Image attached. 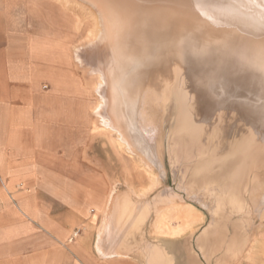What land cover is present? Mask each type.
Returning a JSON list of instances; mask_svg holds the SVG:
<instances>
[{
  "label": "bare ground",
  "instance_id": "obj_1",
  "mask_svg": "<svg viewBox=\"0 0 264 264\" xmlns=\"http://www.w3.org/2000/svg\"><path fill=\"white\" fill-rule=\"evenodd\" d=\"M55 2L79 8L93 22L81 42L87 44L79 47L74 60L97 74L91 85L97 98L93 117L100 118L91 124L95 136L103 133L152 163L161 138L157 121L171 113V144L203 146L200 151L210 158L198 169L205 174L213 170L229 190L233 181L232 189L243 183L252 168H264V6L235 17L232 25L233 16L212 12L207 0ZM163 22L172 34L162 29ZM82 25L78 16L75 31ZM53 27L58 36L68 32L65 26ZM34 34L32 42L39 47L32 55L38 64L45 61L43 71L51 73L49 97L59 93L72 104L81 95L90 98L91 91L79 90L76 83L62 87L65 79L56 76L63 39L70 36L56 34L47 51L45 32Z\"/></svg>",
  "mask_w": 264,
  "mask_h": 264
},
{
  "label": "crops",
  "instance_id": "obj_2",
  "mask_svg": "<svg viewBox=\"0 0 264 264\" xmlns=\"http://www.w3.org/2000/svg\"><path fill=\"white\" fill-rule=\"evenodd\" d=\"M10 11L0 19V264H264V232L247 263L237 234L218 249L206 239L201 254L195 234L171 239L168 249L126 232L104 176L84 164L92 152L82 154V108L35 100L45 98L35 91L45 68L34 43L18 38ZM74 112L81 113L73 121Z\"/></svg>",
  "mask_w": 264,
  "mask_h": 264
},
{
  "label": "rangeland",
  "instance_id": "obj_3",
  "mask_svg": "<svg viewBox=\"0 0 264 264\" xmlns=\"http://www.w3.org/2000/svg\"><path fill=\"white\" fill-rule=\"evenodd\" d=\"M208 1L212 12L218 13L217 10H224L227 18L233 16L230 21L232 25L236 18L264 6V0H215V2L207 0V3ZM74 7H62L55 0H6V3L0 0V19L4 20L6 15L9 16L12 9L18 38L30 46L27 39L32 41L34 32L44 31L48 41L47 51L51 50L49 41L58 33L53 26H65L64 29L68 30V32L60 33L59 36L56 35V38L62 37V39L66 35L70 37L63 39L65 48L63 47L59 52L62 65L60 68L59 65L57 67L59 74H54L58 78H65L64 81H60L62 87L68 84L72 87L73 83H76L79 90L91 91V96L85 98L81 95L74 100L75 104L68 102L65 97L62 100L59 93L56 97L52 95L49 97L51 80L47 77L51 73L44 71L43 78L38 77L40 80L36 81L35 91L36 94H43L45 98L42 100L45 101L42 102L38 96L35 100L48 104L51 99L52 105H59L62 102L61 104L70 106L68 108L72 106L82 108L80 110L83 112L84 120L89 121L90 125L88 130L86 128L87 134L82 142V154L85 155L86 149L92 152L88 157L83 156L84 164L88 165L91 161L89 166L98 170L107 181L112 196L111 201L119 207L122 228L141 238L156 239V244H159L157 239H162V243H168V249L176 245L175 242L170 241L171 239L182 238L188 233L195 234L196 250L201 254L206 239L210 240L212 249H218L216 242L224 241L225 238L234 239L237 234L244 240V263L250 261L251 247L258 233L264 232V181H260L264 180V168H252L253 170L247 173L243 183L235 185L236 188L232 189L235 184L233 181L232 188L229 190L228 182L223 183L221 177L222 184L216 182L215 179L219 178L213 170L205 174L198 169L202 162L210 158L204 153L205 151H200L203 146L201 149L196 147L184 149L175 148L173 143L171 144L170 134L174 129L171 113H165L157 121L161 138L159 146L154 147L157 152L154 151L152 163L147 162L146 159L143 160L138 153L130 152L126 149L127 147L120 146L118 141H112L103 133H97L95 136L92 133L91 124L100 118L93 117L92 109L97 103V98L91 85H95L97 74L92 72L88 64L84 62L79 64L74 60L79 47L82 48L87 44H81V42L92 29L93 22L79 8ZM78 16L83 20L80 32L74 29ZM162 24L164 25L162 29L165 27V32L172 34L171 28L166 27L168 24L165 22ZM38 47L39 43L38 46L34 44V50ZM45 64L44 61V68H46ZM84 75L87 79H83ZM72 76L76 78V82L69 79ZM80 113L70 114V119L77 120ZM213 138L212 135L210 140ZM204 143V147L208 149L206 140ZM200 172L201 175H199ZM141 243L148 245L155 242L142 241ZM181 243L185 245L186 241ZM217 252L214 253L217 254ZM163 254H165L164 249ZM212 259L218 261L217 257Z\"/></svg>",
  "mask_w": 264,
  "mask_h": 264
},
{
  "label": "built area",
  "instance_id": "obj_4",
  "mask_svg": "<svg viewBox=\"0 0 264 264\" xmlns=\"http://www.w3.org/2000/svg\"><path fill=\"white\" fill-rule=\"evenodd\" d=\"M77 234H78V231L75 232L74 236H77Z\"/></svg>",
  "mask_w": 264,
  "mask_h": 264
}]
</instances>
